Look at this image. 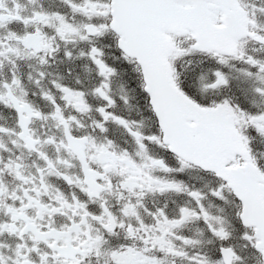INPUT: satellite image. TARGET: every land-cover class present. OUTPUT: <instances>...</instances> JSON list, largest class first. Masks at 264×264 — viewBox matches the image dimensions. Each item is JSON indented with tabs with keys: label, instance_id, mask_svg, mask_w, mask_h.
<instances>
[{
	"label": "snow or ice",
	"instance_id": "6c2138e0",
	"mask_svg": "<svg viewBox=\"0 0 264 264\" xmlns=\"http://www.w3.org/2000/svg\"><path fill=\"white\" fill-rule=\"evenodd\" d=\"M0 264H264V0H0Z\"/></svg>",
	"mask_w": 264,
	"mask_h": 264
}]
</instances>
